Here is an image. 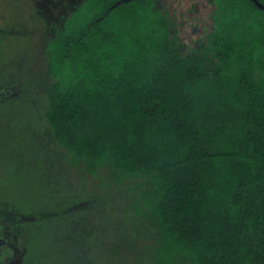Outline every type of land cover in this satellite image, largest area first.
I'll use <instances>...</instances> for the list:
<instances>
[{
    "label": "trees",
    "instance_id": "obj_1",
    "mask_svg": "<svg viewBox=\"0 0 264 264\" xmlns=\"http://www.w3.org/2000/svg\"><path fill=\"white\" fill-rule=\"evenodd\" d=\"M117 1L63 13L45 41L44 102L28 100L12 128L0 95V185L13 171L22 188L42 167V154L29 157L43 132L64 150L54 167L78 187L68 185L76 203L96 201L75 204L67 264H264V0H213V28L188 51L157 0ZM47 186L28 192L24 217L0 190V243L13 264H36L42 249L24 256L14 227L43 213L66 221L64 200L46 209L58 181Z\"/></svg>",
    "mask_w": 264,
    "mask_h": 264
},
{
    "label": "rangeland",
    "instance_id": "obj_2",
    "mask_svg": "<svg viewBox=\"0 0 264 264\" xmlns=\"http://www.w3.org/2000/svg\"><path fill=\"white\" fill-rule=\"evenodd\" d=\"M80 1L0 0V75L6 74L5 79H7L5 80L6 83L2 82V79L0 80L1 83H4H0V95L4 94L3 97L8 98L4 99V105L7 101L9 128L13 127L16 119L24 116L21 112L22 110L18 111V109L23 108L28 103V100H32L33 103L36 101L44 102L43 95L50 78L47 73L48 56L47 51L44 50L43 42L53 35L55 27L61 24L64 14L70 8L75 7ZM157 4L168 11L170 15L175 16L178 36L186 45L185 50L187 51L191 50L192 47L199 48L201 45L200 40L205 41L207 33L213 28V10L215 7L213 0H157ZM2 86H5V89ZM4 90H7V92H3ZM18 99L20 100L19 102H17ZM24 113L28 117L27 109L24 110ZM27 127L28 124H24L23 128L27 129ZM30 141L34 144L37 154H32V160L29 157V161L30 163H38L39 154H42V167L40 166L38 169L34 168L32 171L27 172L28 180L22 183V188L16 185L12 171L9 180L0 185V190L7 193L5 197L9 199L13 210L16 211L15 208H18V211L22 212H19L17 215L24 217V205L26 203L30 205L28 201L25 202L29 197L28 192L35 191V189L40 190L39 188L41 187L43 193L51 194L48 193L50 189L47 183H52L55 179L58 181L59 190L57 194L59 197L57 196V199L54 198L52 200L51 195H46V206L51 204L46 209H49L51 212L57 211L60 208L58 204L61 205L59 201L61 199L64 200L62 206L64 205L65 208L62 207V209L67 211L64 215L66 221L62 222V225L59 223L50 224L49 218L52 215L43 213L45 215H41L40 217H27L32 220H26L27 222L22 224L25 226L18 225L14 229L21 233L20 245L24 248L22 252L24 256L28 255L29 251H31L29 249L35 248V250L38 249L37 251H39L40 247H42L39 253L41 258L37 260L36 264H50L52 260L54 261L53 256L47 255L48 250L50 254L49 245L56 251H54L53 255L58 257L55 258V264H67V260L71 259L73 262V233L71 231L73 230V221L75 220V215L73 216L74 209L77 208L76 205L82 207L91 205L94 197H80L76 203L73 199L74 192L71 191L72 189L70 190L71 192L68 191L69 183L73 186L74 182H68L66 179H63L62 183V179L59 178V174L54 167L56 163L64 167V164L58 161L60 158L59 153H62L64 150L60 146H56L57 148L53 147L52 149L51 144L44 139L43 132L40 135H36L34 131V134L30 137ZM43 150L44 154L41 153ZM1 152L2 150H0V154ZM3 164H6L5 160ZM41 179L44 181L43 185H40ZM65 188L66 190H64ZM77 189L78 187L73 186L74 191ZM84 190L88 192L89 189L84 188ZM94 203L96 201L93 202V205H95ZM36 208L33 207L32 210ZM38 209L41 210V208ZM46 209L43 212L48 211ZM105 219H110L112 221L111 225L115 223V225L122 226L123 218L120 212L113 215L109 210V213L107 212L105 215ZM37 221H44L43 226L39 225V241H35L38 234L34 230V224L36 225ZM10 228L13 227L10 225ZM4 252L6 250L0 246V262ZM7 254L11 255V253Z\"/></svg>",
    "mask_w": 264,
    "mask_h": 264
},
{
    "label": "flooded vegetation",
    "instance_id": "obj_3",
    "mask_svg": "<svg viewBox=\"0 0 264 264\" xmlns=\"http://www.w3.org/2000/svg\"><path fill=\"white\" fill-rule=\"evenodd\" d=\"M13 86H14V85H13ZM8 92H9V91H8ZM0 99H1V98H0ZM2 100H3V98H2ZM0 246H1V244H0ZM1 248H2V247H1ZM7 253H11V250L9 249V250L7 251V249H6V252H4L0 264H3L4 262H8L9 264H12V262H13V257L10 256V255H8ZM11 259H12V261H11ZM10 261H11V262H10Z\"/></svg>",
    "mask_w": 264,
    "mask_h": 264
},
{
    "label": "crops",
    "instance_id": "obj_4",
    "mask_svg": "<svg viewBox=\"0 0 264 264\" xmlns=\"http://www.w3.org/2000/svg\"><path fill=\"white\" fill-rule=\"evenodd\" d=\"M43 46L45 47V41L43 42ZM44 50H46V48H45ZM45 54H46V51H45ZM0 76H1V75H0ZM5 76H6V74H4L3 76L0 77V80H1V79L3 80L2 82H5V80H7V79H5ZM0 83H1V82H0ZM5 83H6V82H5ZM1 84H4V83H1ZM7 85H8V83H7ZM2 88H5V86H2ZM1 96L3 97L4 94H2ZM4 99H7V98H4V97H3V100H4ZM3 100H2V101H3Z\"/></svg>",
    "mask_w": 264,
    "mask_h": 264
},
{
    "label": "water",
    "instance_id": "obj_5",
    "mask_svg": "<svg viewBox=\"0 0 264 264\" xmlns=\"http://www.w3.org/2000/svg\"><path fill=\"white\" fill-rule=\"evenodd\" d=\"M121 2V0H118L117 2H116V4H118V3H120Z\"/></svg>",
    "mask_w": 264,
    "mask_h": 264
}]
</instances>
